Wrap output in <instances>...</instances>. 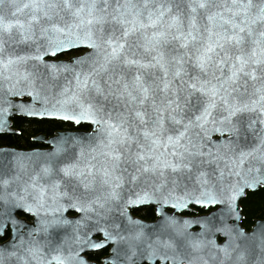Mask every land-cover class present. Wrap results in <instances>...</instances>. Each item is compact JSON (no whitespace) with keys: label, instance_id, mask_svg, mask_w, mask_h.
Returning <instances> with one entry per match:
<instances>
[{"label":"snow or ice","instance_id":"obj_1","mask_svg":"<svg viewBox=\"0 0 264 264\" xmlns=\"http://www.w3.org/2000/svg\"><path fill=\"white\" fill-rule=\"evenodd\" d=\"M5 5L13 17L28 10L27 19L6 21ZM9 42L30 51L0 57V80L8 85L2 103L10 106L7 96L23 94L17 89L23 84L42 105L23 111L91 123L88 139L97 144L86 156L82 138H55L51 151L36 154L43 157L39 170L22 187L12 188L18 176L0 179V233L10 236L0 246V264L13 258L87 264L83 253L107 244L113 251L106 264H209L206 248L215 264H245L246 242L258 240L264 249V222L251 234L226 222L236 216L245 188L264 185V0H0V52ZM80 45L92 51L73 63L91 67L75 74L71 94L49 96L36 71H20L28 61L50 73L68 70L43 57ZM7 113L0 107V125ZM212 132L228 135L226 151H204ZM247 134L256 143L237 151L236 141ZM211 162L218 168L214 181L201 170ZM45 178L51 182L41 183ZM147 201L159 205L161 216L151 228L128 215L130 205ZM217 204V213L193 219L164 211ZM17 210L38 219L28 225ZM69 211L79 215L70 219ZM193 224L199 232L190 231ZM53 230L66 235L48 255L43 245H51ZM215 232L227 237L222 246L208 238ZM96 233L103 239H94Z\"/></svg>","mask_w":264,"mask_h":264},{"label":"water","instance_id":"obj_2","mask_svg":"<svg viewBox=\"0 0 264 264\" xmlns=\"http://www.w3.org/2000/svg\"><path fill=\"white\" fill-rule=\"evenodd\" d=\"M24 2H25V0H17L18 4H21ZM12 11H13V9L10 8L8 5L4 6L2 13L5 16L6 21L7 20H14V19H21V20L27 19L26 14H27L28 10H25V12L23 14L18 13L15 17H13L11 15ZM12 35L14 37H16L17 39L19 38L18 33L16 32L15 28H13ZM136 40H137V37H135V36L130 38V42H132V43H135ZM174 48H175V43L173 42L172 44H170L168 46V49H166V50H171ZM28 51H30V48L27 45L15 44V43L9 42V44L6 46L4 51L0 52V57L6 58L9 55L24 54ZM74 51H83V53L80 55L73 56L70 59H60V60L56 59L57 56H60L63 54H68V53H71ZM91 51L92 50L90 48H88L87 46L80 45V46L72 47V48H70L66 51H63V52H58L56 55L48 54V55H45L43 57V61L46 63H49V64L68 65L69 66L68 70H65L64 68H60L58 70V72L50 73V71L48 69L44 68L42 65L39 68L34 69L33 64L36 62L28 61L27 64L21 65L20 71L23 72L25 69H27L28 71H36L37 74L40 77H42L44 88L46 90V93L49 96L58 95L64 89H69V94H71V91L74 90L76 87L75 74L77 72H81V73L87 72L90 70V67H91V64L89 61H86L82 65H74L73 62L78 57H84L88 53H90ZM137 51L139 54H143L142 49H137ZM134 72H135L134 69L128 71L127 72L128 77L131 78V76L134 74ZM156 74L159 75L158 72ZM147 78L152 79L151 76H148ZM7 86L8 85L6 82H4L3 80H0V97H3L5 89L7 88ZM17 89L20 92H22L23 94L8 95L7 99L10 102V106L3 104L2 100H0V107H7L8 108V113H7L6 117L4 118L6 123L4 125H0V133H18L17 131H14L13 129H11V125H12L11 119L14 116H23V117H27V118H36V119H55V120H61V121L70 122V123L75 124L72 121L64 120L58 116H49V115H40V114L29 115V114H27V112L22 110L23 108L35 107L36 109H39L42 106L41 102L35 100L34 97L28 95L29 89L27 87H25L23 84L18 85ZM113 103H114V101H113ZM111 106H112L111 104H106L105 110L107 111V109L110 108ZM187 115L191 116L192 113L188 112ZM81 124L89 125L91 130L89 132L60 131V132H57L49 140H47L46 143L50 144L53 147V140L55 138H59L62 136H77L79 138H82L84 141L83 147L85 149V155L86 156L90 155L91 154L90 148L95 147L97 144V139L95 137H93L91 140L88 139V137L92 136L93 131L95 129V125H93L91 123H87V122H82ZM75 125H77V124H75ZM166 128H168L169 131L174 130V126L171 125V123H166ZM195 131L196 130H193V132H195ZM227 139H228V135L226 133L225 134H221L220 132L210 133L209 137L204 141V151L205 152L211 151L212 153H216L218 150L220 152L226 151V149L224 148V143L226 142ZM232 139L234 141H236V137H232ZM255 143H256L255 137H253L251 134H247L246 137L242 135L239 138V140L236 141V150L239 151L240 149H247V148L253 146ZM79 148H80V146L76 147V152L79 151ZM51 150H52V148L49 149L48 151H44V153H47ZM21 154H23L22 155V161H23V159L36 158L37 157L36 154H40V153L36 152V151H21V150L15 149V148H0V158H5L8 161L5 163L0 161V175H3V177H4L7 174L9 176V171H10V175H12L13 177H17V176L20 177L22 175V172L25 169L24 167L21 168L17 162V157L20 156ZM74 158H75V153H69L68 159L71 160ZM219 167L220 168L224 167L223 161H219ZM201 170L207 172L208 178L210 180H213V181L216 180V178L218 176V168H217L216 162L204 164L202 166ZM5 172H6V174H5ZM191 176H192V179L194 180L196 177V170L195 169L191 173ZM231 179L234 180L235 177H232ZM46 182L50 183L51 181H50V179L46 178ZM185 182L188 183L189 186H191V184H192L191 180H186ZM263 187H264V185H258L255 188H245L236 198V207H237L236 216L227 217L226 222L227 223H233L234 222V225L236 227H238L239 229H241L244 232L249 233V234H251L253 232V230L259 224L264 222V219H257V220H255L253 226L249 230H247L246 228H244L242 226L243 214H242V207H241V201L246 197L248 192H255V191H258L259 189H261ZM125 194H127V188L125 189ZM148 203L155 205L157 209L159 208V205L155 201H148ZM138 205H141V204L130 205L128 207V215L131 218H132L131 209H133L134 207H137ZM196 206H199V205H196ZM221 207L222 206L219 204L214 205V206L210 207V208H214V210H212L209 214L203 215L200 217H204V216L211 215L213 213H217ZM200 208H203V207L200 206ZM210 208H205V209L208 210ZM167 209H173L174 210L173 214H176L175 212H177V210L172 208L170 205L165 206L164 211L166 213H167ZM157 213H158V211H157ZM167 214L171 215L170 213H167ZM158 215H159V213H158ZM159 217L161 219L160 215H159ZM218 219H219V217H218ZM156 223L157 222H155L153 224L146 225V226H148V228H151V226L155 225ZM196 225L197 224H193L192 227H194ZM192 227H191V229H192ZM199 231H197V232H199ZM208 238L213 240L216 245H221V246L227 240V237L221 232H215V233L211 234ZM219 239H222V241H219ZM246 249L247 250H246L245 264H262V262H264V249H262L260 247L258 240L246 242ZM111 251H113V248ZM211 251H215V249H212ZM202 255H204V258L209 261V264H215V262L211 258L209 249L206 248L204 250V252L202 253Z\"/></svg>","mask_w":264,"mask_h":264},{"label":"flooded vegetation","instance_id":"obj_3","mask_svg":"<svg viewBox=\"0 0 264 264\" xmlns=\"http://www.w3.org/2000/svg\"><path fill=\"white\" fill-rule=\"evenodd\" d=\"M83 51H74L68 54H63L60 56H57L56 59H70L73 56L80 55L82 54ZM21 118L23 116H14L11 121V129L14 131H17L18 133H0V135H8V134H20L19 130L15 128L14 122L16 118ZM27 120H38V121H51L55 119H36V118H27L23 117ZM64 123L63 128H56L53 129L49 132H37L33 137H31V140L33 142V145L30 147H18L14 145H7V144H0V148H15L17 150L21 151H36L39 152L40 154H43L44 151H48L49 149L52 148L50 144H47L46 141L49 140L51 137H53L57 132L60 131H83V132H89L91 130L90 126L87 124H80V125H75L70 122H65L61 120H56ZM43 159L42 156L37 155L36 158H31V159H23V165H24V171L22 172V175L19 177L18 180H14L12 184L13 189H18L24 185L25 182L30 180V177L35 175V173L39 170V162ZM1 162H8L5 158H0ZM6 174V172H5ZM13 177L10 175L9 171V176L6 174L4 177L3 175H0V179L2 178H9ZM41 183H47L46 178L40 181ZM214 208H210L206 210L205 208H200V206L196 205H191L189 208L180 210L175 212L177 217L183 218V219H193L196 217H200L203 215L209 214ZM167 213L173 214L174 210L173 209H167ZM16 218L21 221V222H26L28 225H32L38 217L35 216L34 213H28L24 210H17L16 213ZM70 219L77 217L79 214L76 213L75 211H69L66 214ZM131 215L134 220H138L142 222L144 225H149L157 222L160 217L157 213V208L153 204H149L148 201L145 203H142L141 205H138L137 207H134L131 209ZM243 221V220H242ZM117 222H120L119 220ZM243 226V225H242ZM200 230L199 225L197 224L196 226L192 227L190 231L192 232H197ZM67 234H71V229H67ZM66 233L65 230H53L51 236L49 239L51 240V245L45 243L44 249L45 252L50 255L51 252L60 244L61 240L64 239ZM94 239H103L102 233H96L94 234ZM37 239L44 240L43 236H38ZM10 240V236L7 232L5 233H0V246H4L7 244V242ZM219 241H222V239H219ZM112 244H107L102 248L99 249H88L83 253L84 259L87 261V264H106V261L112 254ZM48 255L45 256V259L48 258ZM29 259V264H36L35 261ZM11 264H18L15 258H13ZM54 264V262H53ZM157 264L159 262L157 261Z\"/></svg>","mask_w":264,"mask_h":264},{"label":"trees","instance_id":"obj_4","mask_svg":"<svg viewBox=\"0 0 264 264\" xmlns=\"http://www.w3.org/2000/svg\"><path fill=\"white\" fill-rule=\"evenodd\" d=\"M15 128L20 134L0 135V144L14 145L18 147H30L33 145L31 137L37 132H49L56 128H63L64 123L56 120L38 121L27 120L23 117L15 119ZM244 228L249 230L255 220L264 219V187L255 192H248L241 201Z\"/></svg>","mask_w":264,"mask_h":264}]
</instances>
